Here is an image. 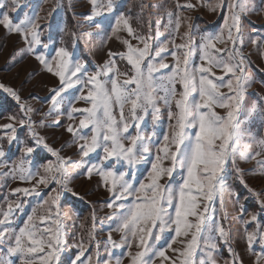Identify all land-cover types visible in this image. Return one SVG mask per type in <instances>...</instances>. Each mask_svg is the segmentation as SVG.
Wrapping results in <instances>:
<instances>
[{
	"label": "snow or ice",
	"instance_id": "snow-or-ice-1",
	"mask_svg": "<svg viewBox=\"0 0 264 264\" xmlns=\"http://www.w3.org/2000/svg\"><path fill=\"white\" fill-rule=\"evenodd\" d=\"M21 3L22 0H0V9H5L0 12V26L7 34L18 35L26 45L27 53L34 56L45 71L58 78V85L48 97L52 107L46 115L58 114L68 101V120L79 119V125L68 124L65 130L72 135L73 146L78 148L80 159L62 157L59 151L49 146L45 138L34 130L36 122L29 115L34 111L31 107L22 105L24 118L17 121L16 117L10 116L7 119L12 123L0 125L5 132L4 136H0V169H7L0 175L22 183L36 181L31 188H15L12 195L40 196L37 191L40 185H53L47 198L32 209L19 228L15 226L16 210L23 211L24 208L19 197L17 201L7 202L6 208L0 207V247L4 253L0 264H60L65 240L59 201L64 193L78 195L70 185L72 173L80 168L89 180L94 174L99 177L100 187L109 193L110 198L104 206L113 212L107 219L117 221L114 231L120 233L121 238L117 242L110 231L107 243L112 248L126 247L131 264H155L156 258L167 264H218L219 242L229 243V233L216 224L212 215L216 211L214 201L219 199L221 210L224 206L226 189L222 174H226L229 168L234 169L237 179L247 187L243 170L237 162L253 158L249 152L251 144L242 143L243 130L237 116L247 88L254 83L247 73V57L242 52L243 38L240 34L241 14L248 11L247 0H218L214 6L209 4V10H227L223 29L215 35L200 34V44L193 46L197 32L189 23V31L181 37L183 43L175 44L173 37L171 52L168 51V42L154 47L151 35L136 34L130 18L120 14L114 20L112 34L125 31L138 44L134 46L129 39H122L120 42L126 46V51H109L108 60L94 71H89L83 61L74 60L72 53L64 47L56 50L54 55H46L44 50L49 45L41 40L38 14L25 12L18 20L9 15V10L16 12ZM89 3L91 12L86 19L91 22L90 27L99 28L101 24L95 17L113 12L115 2L89 0ZM177 7L194 10L196 5L177 4ZM168 25L178 35L180 15L169 12ZM218 43H230L231 47L221 49L217 47ZM252 43L264 46V40L259 38L253 39ZM169 56L174 61L172 65L165 62ZM195 56H199L200 62L190 65ZM117 59L126 61L129 71L121 72ZM213 68L222 70L228 79L223 76L213 79ZM163 69H169V72L165 74L161 71ZM122 75L126 78L121 82ZM223 88L228 89L227 94L221 91ZM0 89L20 101L14 89L3 84H0ZM70 89H77L78 96H65ZM75 100H84L90 107L76 108L72 106ZM161 105L167 109L169 132L163 135L162 143L155 142L153 154L150 141L156 133L153 131L146 139L140 131V122L148 114L153 121L158 120ZM216 108L226 109V115H219ZM259 108L264 115V104ZM74 113H79V117ZM16 123L22 127L27 124L33 143L24 144L23 156L9 164L3 159L6 154L2 142L6 139L11 145L17 141ZM130 123L136 129L135 133L129 131ZM40 126H45L44 121L40 122ZM53 126H59V121L54 120ZM259 146L260 151L255 155L264 154V140L259 142ZM39 148L56 158L55 162L41 166L44 175L39 169L32 171L27 167L32 163V154ZM98 151L102 153L101 160L92 162L90 154ZM142 163H149L150 170L136 183V169ZM260 167L264 175V162H260ZM178 170L186 174L176 184L171 181ZM165 177L170 182L161 184ZM255 195L259 200L261 194ZM259 203L264 213V200H259ZM240 211L246 214L243 208ZM190 217L193 219L190 220ZM245 223H252L257 229H246L249 248L254 241L264 247V226L257 227V216L252 215L251 221ZM95 225L96 215L93 212V229ZM165 232H173L174 236L166 248H157ZM89 237L95 240L92 232ZM181 237V247L172 249L174 258L168 256L167 249L172 248V244L177 243L176 238ZM133 244L139 249L134 255L131 252ZM77 247L79 252L70 264H93L92 254L85 256L84 241ZM198 249L202 253L199 259L196 258ZM228 251L232 253L230 246ZM253 254L257 257L255 264L264 261V251L256 254L253 250ZM230 259L231 264H237L235 254ZM115 264H122V257L116 258Z\"/></svg>",
	"mask_w": 264,
	"mask_h": 264
},
{
	"label": "rangeland",
	"instance_id": "rangeland-1",
	"mask_svg": "<svg viewBox=\"0 0 264 264\" xmlns=\"http://www.w3.org/2000/svg\"><path fill=\"white\" fill-rule=\"evenodd\" d=\"M115 9L113 12H105L95 20L101 24V27H90V21L86 16L91 12V4L89 0H22L21 7L16 12L9 10V15L17 20L22 18L24 13L29 15L38 14V25L41 28V40L47 43L49 48L45 51L46 55H54L55 51L60 47L72 53L74 60H81L85 63L89 71H94L98 66H102L107 60V53L126 51V46L120 41L129 39L136 46L138 41L132 39L125 31L112 34L115 18L123 14L130 18V23L138 35H151L153 37L152 44L154 47L162 42H168V51L173 50L172 39L175 36V44L183 43L185 32L189 31L190 23L196 30L197 35L194 38L193 46L200 44V34H218L223 29L224 20L228 17L226 9L209 10L208 5H215L218 0H114ZM188 3L196 5L194 10L179 9L177 4L186 5ZM143 5V8H141ZM246 14H241L240 28L243 38L242 52L247 57V73L254 83L247 88L241 103V110L237 113L238 122L243 130L242 143L251 144L249 149L253 158L247 162L238 160L237 166L243 170L244 180L247 184L245 187L237 179L234 169L229 168L224 175L225 194L223 210L220 208L219 199L214 201L216 211L212 214L218 226H223L229 233V243L225 245L219 242L220 255L217 257L218 264H231L230 257L235 254L237 264H255L256 254L264 251V247L257 241H254L250 249L246 240L248 231H256L251 221V216L256 215L259 226H264V213L261 212L259 200H264V175L261 174L260 162H264V154L255 155L260 151L259 142L264 140V115L261 114L259 105L264 104V46L252 43L253 39L259 38L264 40V0H247ZM5 9H0L3 12ZM174 15L179 14L181 19V27L177 35L168 25V13ZM90 35H86L89 34ZM226 35V30H225ZM142 47V45H139ZM218 48H230L231 44H217ZM172 65L174 61L169 56L165 61ZM199 56H195L190 60V65L198 64ZM119 70L121 72L129 71L126 61L117 59ZM167 74L169 69L161 70ZM212 71L216 77L223 76L225 80L228 76L220 69L213 68ZM126 77L120 76L122 82ZM58 78L49 74L35 60L34 56L27 53L26 45L21 42L18 35H9L6 30L0 26V84L14 89L20 96L18 102L15 98L0 89V125L12 123L7 117L14 116L17 121L24 118L21 106L31 107L34 111L29 113L31 119L36 122L35 131L45 138L46 142L60 152V155L71 160H78V148L73 146V137L65 129L68 124L74 126L79 125V119L68 120L70 105L65 101L58 114L48 117L46 114L52 105L48 102L51 90L58 85ZM179 89V85L177 86ZM225 94L228 93L227 88L221 89ZM65 96H78L77 89H70ZM87 95V89L84 90ZM76 108L90 107L84 100H75L73 105ZM255 106V108H254ZM175 111V108L173 107ZM215 111L219 115H226V109L216 108ZM79 117V113H74ZM125 115H128V108L125 109ZM58 120L59 126H53V121ZM44 121L43 127L40 122ZM17 141H13L9 145L6 139L2 142L5 151V161L9 164L16 162L23 156L22 147L24 144L32 145L33 139L28 132L27 124L23 127L15 124ZM87 131V130H82ZM129 131L135 133L136 129L131 125ZM140 131L145 138L151 137L153 131L156 136L151 137V152L155 153V142L162 143L163 135L169 132V119L167 109L161 105L159 119L153 121L151 114L143 117L140 122ZM5 132L0 129V136H4ZM102 153L90 154L92 162H99ZM55 157L48 153L45 149L39 148L32 154V163L27 165L32 171L40 170L44 175L42 165L48 162H55ZM167 166V165H166ZM150 170L149 163H142L136 169V180L138 183L143 179L147 171ZM7 169H0V173ZM83 168L77 169L72 173L73 179L70 187L78 195L73 196L71 193H64L59 201L61 212V226L64 235V251L60 253V264H70L75 255L79 252L77 245L84 241L86 250L85 256L92 254L93 264H107L110 260L111 264H115L118 257H122V264H131L130 257L127 254L126 247L112 248L108 243V234L112 232V238L117 242L121 235L114 231L117 221L109 220L107 217L113 212L104 206L110 196L102 187H100V179L95 174L91 180L87 179L83 174ZM181 171L173 174V183H180L182 175ZM170 181L167 177L161 180V184H167ZM36 181L31 184L22 183L18 179L12 180L10 177L0 175V207L6 208L7 202L17 201L24 204L23 211L17 209L18 216L15 226H22L32 209L36 207L41 200L46 199L50 194L48 187L40 185L37 189L41 193L40 196L35 194L27 197L22 193L12 195L15 188H31ZM256 193L261 194L259 200ZM81 197L83 199H81ZM238 198V202H237ZM47 207V206H45ZM246 210V214L240 209ZM95 212L96 225L92 228V214ZM193 219L190 217V220ZM95 235V240H90L89 233ZM218 236V233H216ZM174 236L173 232H165L161 240L156 245L157 248H166ZM177 243L172 244V248L167 249L166 254L170 257L175 256L172 249L180 248V241L183 239L176 238ZM151 244V241L149 242ZM99 247L96 248L95 245ZM231 248L232 253L228 251ZM139 249L133 244L131 252L134 255ZM111 253V256L109 255ZM3 248L0 247V258L3 257ZM196 258H202V253L197 250ZM83 259V257L81 258ZM79 264V262H77ZM155 264H167L161 258H156ZM264 264V261L261 262Z\"/></svg>",
	"mask_w": 264,
	"mask_h": 264
}]
</instances>
